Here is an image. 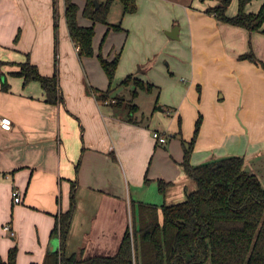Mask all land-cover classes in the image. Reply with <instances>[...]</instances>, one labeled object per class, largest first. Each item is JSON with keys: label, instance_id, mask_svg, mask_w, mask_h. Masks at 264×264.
<instances>
[{"label": "crops", "instance_id": "1", "mask_svg": "<svg viewBox=\"0 0 264 264\" xmlns=\"http://www.w3.org/2000/svg\"><path fill=\"white\" fill-rule=\"evenodd\" d=\"M75 1L79 23L91 25L83 14L86 1ZM217 2L137 0V11L122 15V29L110 27L113 21L97 22L95 54L80 56L70 36L65 0H0V60L8 62L0 65V114L13 121L11 130L0 127L4 260L14 246L17 264L41 263L60 247V238L52 233L56 215L70 206L74 180L76 206L66 252L80 258L118 252L132 222V200H186L197 183L181 164L184 146L174 135L179 116L187 140L203 116L193 164L242 155L246 168L264 155V68L239 58L252 45L264 61V32L218 21L205 11ZM263 2L253 0L247 10L257 11ZM235 3L230 15L238 10ZM184 39L185 50L179 42ZM100 51L109 59L121 52L113 87L129 74L159 86L160 104L148 115L139 104L136 123L95 95L94 87L109 86ZM28 58L43 74L57 73V104L46 101L39 81L24 84L22 76L12 73ZM180 74L188 87L181 85ZM5 82L8 89L2 88ZM154 130L167 135V142H158ZM159 179L172 182L165 193ZM14 188L22 192L21 203L14 202ZM7 223L15 236L5 229Z\"/></svg>", "mask_w": 264, "mask_h": 264}, {"label": "trees", "instance_id": "2", "mask_svg": "<svg viewBox=\"0 0 264 264\" xmlns=\"http://www.w3.org/2000/svg\"><path fill=\"white\" fill-rule=\"evenodd\" d=\"M83 14L90 18L91 25L78 21L79 5L75 0H65L66 19L70 36L79 47L80 56L95 54L94 36L96 23H108L113 0H85ZM205 1V0H201ZM253 0H238V10L230 15L228 8L232 0H219L208 6L206 12L218 21L227 22L248 29L264 32V2L257 11L247 10ZM125 13L137 11V0H121ZM115 30L122 29L120 23L110 24ZM108 78L107 89H93L98 100L115 98L109 102L116 109H127L129 121L136 123L139 104L124 94L114 95L113 83L121 58L118 52L112 59L98 53ZM239 58L249 59L264 68V61L257 56L252 45ZM8 63L0 60V65ZM24 78V84L37 80L46 93V101L57 104L61 99L57 73L43 74L30 58L20 63V69L12 72ZM8 82L2 86L8 89ZM119 85L129 90L136 98L140 90H157L156 107L159 104L160 88L152 82L127 75ZM132 87V89H131ZM203 122L200 114L190 140L182 137V118L179 116V131L182 138L184 159L181 164L186 173L197 183V188L188 194L186 200L178 203L157 204L143 200H132V222L128 225L119 250L114 255H95L80 258L68 255L66 242L76 206L75 189L72 183L71 202L67 210L56 215L53 236L60 238V247L48 253L41 263L32 264H264V184L260 178L245 168V157L229 155L219 159L193 164L191 159ZM79 169V163L76 166ZM149 178H146L148 181ZM171 181L158 180L159 190L166 192ZM16 246L12 247L7 260L0 256V264H17Z\"/></svg>", "mask_w": 264, "mask_h": 264}, {"label": "rangeland", "instance_id": "3", "mask_svg": "<svg viewBox=\"0 0 264 264\" xmlns=\"http://www.w3.org/2000/svg\"><path fill=\"white\" fill-rule=\"evenodd\" d=\"M83 1V0H82ZM219 2V0H218ZM218 2L216 4H218ZM235 0L231 2L230 6L228 9L230 8H234L235 5ZM125 13L124 10V5L121 2V0H113V4L111 6L110 12L108 14V21H113L115 22L114 24H121V17L122 15ZM112 23V22H110ZM180 42V47L183 48V50L187 49L188 45V41L187 40H182L179 41ZM184 57H181V61L182 63H184L185 61ZM164 65L168 68V63L167 61H163ZM118 69V68H117ZM116 75H117V71H116ZM183 74H180L179 79H180V83L182 86H186L188 87V80L187 78H182ZM116 79V77H115ZM132 89V87H131ZM117 94H124L125 96H127L128 99H132L131 101L136 103V104H140L141 105V112L142 111H146L147 115L148 112L152 109L153 106L156 105V100H157V90L154 89L153 91H146V90H140L138 93V97L137 98H133L131 92L129 91V89L125 88V86L123 85H119L118 87H114V95ZM113 99V97L111 99H106V100H110V102H112L111 100ZM159 102V101H158ZM160 104V102H159ZM158 104V105H159ZM124 113L127 114V109L123 108L121 109ZM142 114V113H141ZM246 168L250 171H252L253 173H255L262 181V183L264 184V155L260 156L258 158H254L251 162H249L246 165Z\"/></svg>", "mask_w": 264, "mask_h": 264}, {"label": "built area", "instance_id": "4", "mask_svg": "<svg viewBox=\"0 0 264 264\" xmlns=\"http://www.w3.org/2000/svg\"><path fill=\"white\" fill-rule=\"evenodd\" d=\"M79 49V47H78ZM115 98H113L111 101L112 102H115ZM105 103H109L110 100H105L104 101ZM0 127L3 128L4 130H11L12 127H13V121H12V118L10 116H7V115H2L0 114ZM153 136L154 138H156L158 140V142L160 143H165L167 142L168 140V137L167 135L163 134L162 132H160L159 130H154L153 131ZM12 196H13V199H14V202L15 203H21L22 200H23V195H22V192L20 191V189L18 188H14L13 191H12ZM5 229L7 231L10 232L11 235L15 236L16 232L14 231L13 229V226L11 223H7L5 225Z\"/></svg>", "mask_w": 264, "mask_h": 264}, {"label": "water", "instance_id": "5", "mask_svg": "<svg viewBox=\"0 0 264 264\" xmlns=\"http://www.w3.org/2000/svg\"><path fill=\"white\" fill-rule=\"evenodd\" d=\"M101 3H102V2H101L100 0H95L96 8H98V7L101 5ZM177 30H178V29L175 28V29H174V32H176ZM174 32H171V33H170V35L173 36V37H175ZM160 108H161V107H160Z\"/></svg>", "mask_w": 264, "mask_h": 264}]
</instances>
